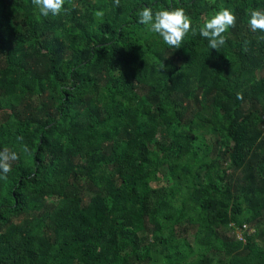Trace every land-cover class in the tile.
Listing matches in <instances>:
<instances>
[{"label":"trees","instance_id":"16d2710c","mask_svg":"<svg viewBox=\"0 0 264 264\" xmlns=\"http://www.w3.org/2000/svg\"><path fill=\"white\" fill-rule=\"evenodd\" d=\"M146 6L237 23L218 51L198 32L174 49L137 22ZM64 7L0 0V150L20 157L0 179V264H264V32L248 26L264 0Z\"/></svg>","mask_w":264,"mask_h":264},{"label":"clouds","instance_id":"9594fccd","mask_svg":"<svg viewBox=\"0 0 264 264\" xmlns=\"http://www.w3.org/2000/svg\"><path fill=\"white\" fill-rule=\"evenodd\" d=\"M38 9L41 16L47 17L60 15L69 11L65 8L66 0H31ZM115 6L119 7L120 0H113ZM105 12L97 10L94 13L97 21L102 20ZM139 24L148 27V31L157 34L165 45L174 49H179L184 43L185 37L191 32H197L208 41V48L219 50L226 44L225 33L236 27L237 16L229 8H222L216 11L210 18L203 22L202 26L193 27L191 17L183 7H165L160 10H153L151 7H143L137 17ZM248 26L252 32H264V10L249 9ZM166 70L161 62L157 71ZM238 99H242L241 94H237ZM24 153H29V148L25 145L22 149ZM19 155L8 148L0 150V179H7L12 171L13 162L19 160Z\"/></svg>","mask_w":264,"mask_h":264},{"label":"rangeland","instance_id":"374dc122","mask_svg":"<svg viewBox=\"0 0 264 264\" xmlns=\"http://www.w3.org/2000/svg\"><path fill=\"white\" fill-rule=\"evenodd\" d=\"M210 17H211V16H210ZM210 17H206V19H208V18H210ZM206 19H205V20H206ZM205 20H204V21H205ZM204 21H203V22H204ZM208 140H209V142L212 143V144H215V143H216L215 141H213V140H211V139H209V138H208ZM219 162L222 163V166H223V167H224V166H227V163L225 162L224 159H220ZM228 173L231 174V175H239V170H234V169L230 168V169L228 170ZM252 226H253V225H252ZM230 227H231V225H230ZM252 230H253V232H254V229H252ZM261 230H262V236H263V239H264V226L261 228ZM240 232H241V231H235V229L230 230L229 227H228V225L223 226V227L219 230V234H220L221 236H223L224 238H227V239H234V238H235V239H238V240H239ZM260 238H261V235H260ZM190 239H191V238H190ZM263 239H260V243H261V244L264 243ZM258 240H259V238H258ZM263 245H264V244H263Z\"/></svg>","mask_w":264,"mask_h":264},{"label":"built area","instance_id":"2783aa9c","mask_svg":"<svg viewBox=\"0 0 264 264\" xmlns=\"http://www.w3.org/2000/svg\"><path fill=\"white\" fill-rule=\"evenodd\" d=\"M246 229H247V226H245V225H243L242 228H240V229H235V231H241L240 236H239V240L245 241L243 234H244V231Z\"/></svg>","mask_w":264,"mask_h":264}]
</instances>
